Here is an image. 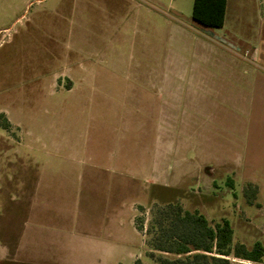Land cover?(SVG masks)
Here are the masks:
<instances>
[{
  "label": "rangeland",
  "instance_id": "rangeland-1",
  "mask_svg": "<svg viewBox=\"0 0 264 264\" xmlns=\"http://www.w3.org/2000/svg\"><path fill=\"white\" fill-rule=\"evenodd\" d=\"M261 2L227 0L224 25L207 29L191 20L193 0H0V169L12 168L3 157L31 131L96 152L100 166L125 146L127 169L140 173L143 189L137 194L127 182L125 242L111 254L0 264H149L144 232L152 209L176 200L211 224L227 220L232 245L264 248ZM67 67L84 77L70 95L53 88ZM5 114L18 129L1 126ZM136 143L143 155L135 165ZM248 183L258 187L252 205L242 193ZM11 184L0 180V224ZM133 201L142 233L131 227ZM6 224L0 244L17 235Z\"/></svg>",
  "mask_w": 264,
  "mask_h": 264
},
{
  "label": "crops",
  "instance_id": "crops-1",
  "mask_svg": "<svg viewBox=\"0 0 264 264\" xmlns=\"http://www.w3.org/2000/svg\"><path fill=\"white\" fill-rule=\"evenodd\" d=\"M261 1L264 15V0ZM262 63L264 68V50ZM83 80L84 77H75L72 67H67L54 75L53 88H64L70 95ZM164 84V81L155 84L158 95L165 93L162 89ZM5 116L11 127L19 128ZM24 134L28 138L27 143L19 140L3 157L12 168L7 172L0 169V180L12 182V195L6 200L7 226L3 228L17 230V235L9 241L1 237L0 259L19 262L85 261L91 259L89 255H96L99 259L101 254L109 255L115 251L112 246L125 242L127 182L132 183L137 194L143 191L140 173L127 169L125 146H115L114 151L108 154V164L100 166L94 151L79 150L72 144L57 140V136L54 141L46 142L34 132L25 131ZM155 151L156 166L157 147ZM133 154L135 165L137 162L141 164V143L134 144ZM128 155H132L131 152ZM80 165L89 166L88 172L80 173ZM86 189L88 195L85 193L84 199ZM81 199L87 205H83L80 213ZM135 203L130 204L129 210L133 231H137ZM6 222L0 224L1 228Z\"/></svg>",
  "mask_w": 264,
  "mask_h": 264
},
{
  "label": "trees",
  "instance_id": "trees-1",
  "mask_svg": "<svg viewBox=\"0 0 264 264\" xmlns=\"http://www.w3.org/2000/svg\"><path fill=\"white\" fill-rule=\"evenodd\" d=\"M227 0H193L191 20L203 28H221L224 25ZM3 117L1 126L10 129ZM227 185L232 187V181ZM247 203L252 205L258 187L248 183L242 190ZM135 228L144 232L143 220ZM145 253L149 264H238L233 260L262 264L264 248L259 242L251 247L233 242V229L227 220L211 224L198 211L184 210L179 201L155 205L144 232ZM132 264H144L135 259ZM148 264V263H146Z\"/></svg>",
  "mask_w": 264,
  "mask_h": 264
}]
</instances>
